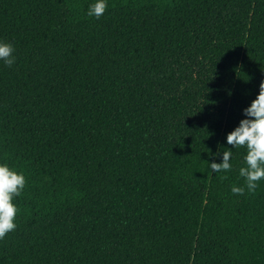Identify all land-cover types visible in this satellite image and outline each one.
Returning a JSON list of instances; mask_svg holds the SVG:
<instances>
[{"label":"trees","instance_id":"obj_1","mask_svg":"<svg viewBox=\"0 0 264 264\" xmlns=\"http://www.w3.org/2000/svg\"><path fill=\"white\" fill-rule=\"evenodd\" d=\"M92 3L0 0V164L26 180L0 264H264V180L232 193L226 141L264 79V0Z\"/></svg>","mask_w":264,"mask_h":264},{"label":"clouds","instance_id":"obj_2","mask_svg":"<svg viewBox=\"0 0 264 264\" xmlns=\"http://www.w3.org/2000/svg\"><path fill=\"white\" fill-rule=\"evenodd\" d=\"M106 0H94L88 7L87 14L99 19L107 9ZM14 48L10 43L0 41V61L11 67L15 63ZM245 119L226 135L227 144L233 148H246L244 163L239 168V176L245 180L244 187L233 186L231 191L236 195H244L245 189L254 193L258 181L264 180V79L260 81L259 93L250 106L243 109ZM210 135V134H209ZM210 151V150H209ZM232 151L222 153V162L208 164L211 172L229 171L232 168L230 159ZM26 185L25 177L10 169L6 164H0V239L16 229L17 207L13 203L19 197Z\"/></svg>","mask_w":264,"mask_h":264}]
</instances>
